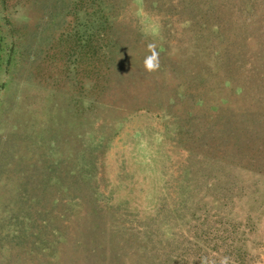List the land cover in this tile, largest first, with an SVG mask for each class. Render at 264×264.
Here are the masks:
<instances>
[{
    "label": "rangeland",
    "instance_id": "rangeland-1",
    "mask_svg": "<svg viewBox=\"0 0 264 264\" xmlns=\"http://www.w3.org/2000/svg\"><path fill=\"white\" fill-rule=\"evenodd\" d=\"M202 256L264 264V0H0V264Z\"/></svg>",
    "mask_w": 264,
    "mask_h": 264
},
{
    "label": "clouds",
    "instance_id": "clouds-1",
    "mask_svg": "<svg viewBox=\"0 0 264 264\" xmlns=\"http://www.w3.org/2000/svg\"><path fill=\"white\" fill-rule=\"evenodd\" d=\"M147 51L150 53V55H147L144 58V70L148 73H155L160 68V53L157 51V46L155 43H149L147 45ZM228 261V257H223L219 264H228ZM200 264H216V261L209 256H202L200 258Z\"/></svg>",
    "mask_w": 264,
    "mask_h": 264
}]
</instances>
